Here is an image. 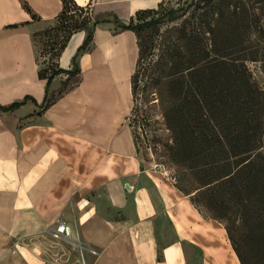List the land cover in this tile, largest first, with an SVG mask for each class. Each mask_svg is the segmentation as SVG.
<instances>
[{
	"label": "crops",
	"instance_id": "obj_1",
	"mask_svg": "<svg viewBox=\"0 0 264 264\" xmlns=\"http://www.w3.org/2000/svg\"><path fill=\"white\" fill-rule=\"evenodd\" d=\"M21 1L0 0V104L25 95L35 101L0 109V264H240L224 227L204 219L190 202L169 210L171 187L142 169L132 131L120 119L124 109L118 111L128 97L130 107L131 93L126 73L119 78L111 70L121 63L116 55L107 59L112 47L91 45L79 58L80 85L39 108L46 80L38 77L31 38L62 4L23 0L40 17L34 20ZM124 33L131 31L116 37ZM84 37V30L71 35L60 67H71ZM61 77L52 79L49 92L59 89ZM101 150L105 163L95 170ZM104 184L98 204L91 192ZM60 221L72 234L54 242L47 230ZM198 233L210 243L201 244ZM78 242L97 253L81 252Z\"/></svg>",
	"mask_w": 264,
	"mask_h": 264
},
{
	"label": "trees",
	"instance_id": "obj_2",
	"mask_svg": "<svg viewBox=\"0 0 264 264\" xmlns=\"http://www.w3.org/2000/svg\"><path fill=\"white\" fill-rule=\"evenodd\" d=\"M245 1L255 3L264 15V0H227L217 7L216 21L223 18V10H230L233 16L240 12L247 14L243 8H250ZM61 4L55 18L32 34L35 42L41 32L53 33L45 53L52 54L55 66L38 68V77L46 80L44 98L39 105L42 110L55 101L49 92L52 79L59 74L68 78L79 73V58L90 50L95 27L111 20H92L91 0L83 5L75 0H61ZM162 4L163 1L157 8L135 11L127 23L111 20L119 31H133L137 38L132 93H137L141 79L144 86L158 87L155 91L163 106L166 127L172 134L171 142L165 146L179 170L180 181L192 185L190 191L180 189L190 194V202L204 218L222 224L240 264H264V89L252 80L246 64L249 58L264 63V42L261 46L256 44L259 48L249 54L244 49L237 52L233 44L218 52L215 45L219 39L216 35H220L219 25L206 24L199 17V9L207 10V6L218 1L183 0L182 5L168 9H163ZM23 6L32 19H40L26 1ZM191 6L192 31L184 28L186 18L180 27L184 48L176 50V44L168 41L158 48L161 51L154 58L161 24L184 16ZM230 24L231 20L225 26ZM250 25L245 23L244 27ZM248 28L257 31L264 40L261 26ZM80 30L85 31V37L72 56L71 67H60V53L71 35ZM189 43L192 54L185 47ZM66 79L61 82L62 89ZM28 99L35 101L25 95L22 100L0 104V109L14 110ZM134 145L137 150L136 141Z\"/></svg>",
	"mask_w": 264,
	"mask_h": 264
},
{
	"label": "rangeland",
	"instance_id": "obj_3",
	"mask_svg": "<svg viewBox=\"0 0 264 264\" xmlns=\"http://www.w3.org/2000/svg\"><path fill=\"white\" fill-rule=\"evenodd\" d=\"M161 1H163V9L177 7L179 5H182L183 3V0H91V17L92 20L95 18H108L109 20L111 19L116 21V23H127L130 16H132L135 11L143 8H157ZM216 1H218V4L214 6H207V10L199 9L201 12V16L199 17L202 21L206 22V24L210 22L215 27L219 25V27L217 28V34L220 33V35H216L217 39L219 36L218 42H216L215 45L216 50L218 52L226 51V47H231V45L233 44V48L237 52L238 50L244 49L247 50L245 53L249 54V52H253L255 49L259 48L257 46H261L263 44V38L260 39V35L257 33V31H251L248 28L250 26H261L263 28L264 35V15H261L260 10L257 9L255 3H253L252 1L244 2L250 8V10H245L243 8V10L247 14L240 12V14L233 16L230 10H223V18L221 19V21H216V19H218L217 7H221V1L227 0H215V2ZM23 4L24 1L22 0L21 5L24 8ZM198 6L200 5H197V7ZM249 12L251 13L248 14ZM184 18L187 19L184 26L185 30L192 31V6L187 10L184 16H180L173 21H165L163 24H161L158 35L156 36L157 46L155 47L154 51L155 55L153 54L154 58H156L157 54H159V52L161 51L158 48H162L163 44H166L168 41L174 42L176 44V46L174 47L176 50H178L179 48L182 50L184 48L182 46L183 41L180 39V34L182 33L180 27ZM111 20L103 21L95 27L93 39L92 42H90V45H96L97 50H100V48L104 46H109L110 48L112 47L113 49H110V51L106 54L107 59H112V57L116 55V59L121 60L120 64L122 66L118 64V70H114L113 68H111V70L113 72L118 71L117 77L119 78H121L126 73L127 86L124 85L123 87H127V94L131 93L130 107L128 108V104L130 102V98L128 97V99H126L124 102L125 107L123 106L122 108H118V111L124 109L123 112H120V114H122L120 119L123 116L122 124L128 125L130 127L132 131L133 141L137 142L138 146L136 155L140 160L142 169H147L149 172L148 174H151L155 178H158L163 185L166 184L171 187L172 194L170 197V202L168 203L169 210L180 205L182 207V204H184L185 202H190V194H185V192L180 188H186L188 191H190L192 190V185L182 183L180 181L179 170L171 160L169 151L165 146V144L171 142L172 134L171 131L166 127L165 119L162 114L163 106L160 100H158V93H156L155 91L158 87L156 85L144 86V79H141L138 85L137 93L135 95L134 93H132L131 77L134 72L138 56L137 38L133 31H131V34L124 33L120 37H116V34L121 31L117 29L116 24ZM230 20L231 24L226 27L225 24H227ZM245 23L246 25H251L248 27H244ZM98 27L108 29L107 31H99L97 30ZM175 29H177L176 32H173ZM178 30H180V32ZM52 34L53 33L51 32L50 34H44L43 32H41L36 36L34 44L37 50L36 57L38 61V68H43L44 66L53 68L55 66V61L52 54L45 53L46 44L50 40V38H52ZM256 44L259 45L255 46ZM116 46L123 49L116 50ZM185 47L188 52L192 54V43L186 44ZM91 48L92 46H90V49ZM246 64L251 72L252 80L258 85L259 88L264 89V63L260 60H251L249 58L246 59ZM167 72L168 70L165 71V73ZM64 76L65 77H61L60 80H65L67 78L66 74H64ZM81 76L83 77V72ZM81 76L79 72L76 75L68 77L66 79L67 83L63 89L61 88L62 84H60L57 91L51 90L50 98H53L55 100L59 96V91L61 92L60 94H62L80 85L79 81ZM60 80L58 82H60ZM118 87L119 90H121V85H119ZM182 102L183 101L181 100V98H179V103ZM105 154V150H101L100 154L99 152L95 153L96 156H100L97 162L95 159H93V165L97 163L95 165V170L99 168L101 170L102 164L105 163ZM93 165H90V167H94ZM116 173L117 172H115L114 174L116 175ZM100 193H102L103 196L105 195V184L100 188L92 190L91 192L92 197L95 196V198L93 199L97 201L98 204H101L100 199L102 198L99 199L96 195ZM89 198L92 199L91 197ZM190 204L193 206L191 202ZM189 219L192 220V218H190V214L188 215L187 220ZM206 220H209L216 225L222 226V224L216 220ZM194 236L200 239L199 241L201 244L206 245L210 243L206 235L198 233V235ZM49 238L54 242L58 240L57 238L51 237L50 234ZM244 247L250 248L248 245H245ZM78 248H80L79 245Z\"/></svg>",
	"mask_w": 264,
	"mask_h": 264
},
{
	"label": "built area",
	"instance_id": "obj_4",
	"mask_svg": "<svg viewBox=\"0 0 264 264\" xmlns=\"http://www.w3.org/2000/svg\"><path fill=\"white\" fill-rule=\"evenodd\" d=\"M47 232L53 238L62 239L71 236L72 230L71 227L66 224L64 221L57 222L54 227L48 228ZM80 246L82 252L83 249H88L92 253H97L95 249L88 248L82 245L80 242L77 243Z\"/></svg>",
	"mask_w": 264,
	"mask_h": 264
}]
</instances>
